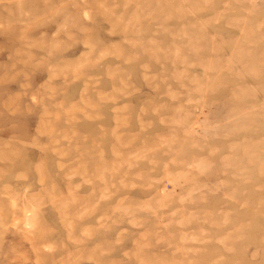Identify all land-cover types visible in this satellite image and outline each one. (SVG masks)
Segmentation results:
<instances>
[{
	"label": "rangeland",
	"instance_id": "374dc122",
	"mask_svg": "<svg viewBox=\"0 0 264 264\" xmlns=\"http://www.w3.org/2000/svg\"><path fill=\"white\" fill-rule=\"evenodd\" d=\"M0 264H264V0H0Z\"/></svg>",
	"mask_w": 264,
	"mask_h": 264
}]
</instances>
